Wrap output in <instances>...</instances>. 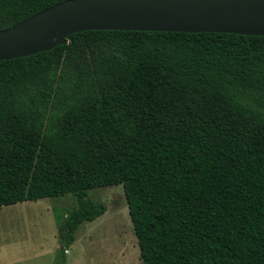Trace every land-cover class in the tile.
<instances>
[{
	"label": "trees",
	"instance_id": "16d2710c",
	"mask_svg": "<svg viewBox=\"0 0 264 264\" xmlns=\"http://www.w3.org/2000/svg\"><path fill=\"white\" fill-rule=\"evenodd\" d=\"M63 1L0 0V31ZM112 185L143 264H264V36L88 30L1 61L0 207L72 194L65 251Z\"/></svg>",
	"mask_w": 264,
	"mask_h": 264
},
{
	"label": "water",
	"instance_id": "95a60500",
	"mask_svg": "<svg viewBox=\"0 0 264 264\" xmlns=\"http://www.w3.org/2000/svg\"><path fill=\"white\" fill-rule=\"evenodd\" d=\"M88 30L264 36V0H66L0 31V62L50 51Z\"/></svg>",
	"mask_w": 264,
	"mask_h": 264
},
{
	"label": "rangeland",
	"instance_id": "374dc122",
	"mask_svg": "<svg viewBox=\"0 0 264 264\" xmlns=\"http://www.w3.org/2000/svg\"><path fill=\"white\" fill-rule=\"evenodd\" d=\"M88 194L107 210L84 223L65 251L59 229L76 206L72 194L0 207V264H143L124 187Z\"/></svg>",
	"mask_w": 264,
	"mask_h": 264
}]
</instances>
